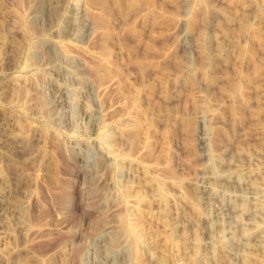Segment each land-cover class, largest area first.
Segmentation results:
<instances>
[{"label":"rangeland","instance_id":"1","mask_svg":"<svg viewBox=\"0 0 264 264\" xmlns=\"http://www.w3.org/2000/svg\"><path fill=\"white\" fill-rule=\"evenodd\" d=\"M43 1L0 0V113L21 137L18 151L9 145L11 197L32 181L41 204L40 250L15 264H72L80 241L96 251L90 262L109 251L115 264H264L244 218L264 201V0ZM54 78L70 94L63 105ZM238 160L256 200L231 180ZM63 183L61 209L48 192ZM211 189L232 211L233 254L204 244ZM21 223H32L27 210Z\"/></svg>","mask_w":264,"mask_h":264},{"label":"bare ground","instance_id":"2","mask_svg":"<svg viewBox=\"0 0 264 264\" xmlns=\"http://www.w3.org/2000/svg\"><path fill=\"white\" fill-rule=\"evenodd\" d=\"M43 1V0H42ZM41 2V0H40ZM44 3V1H43ZM52 3V2H51ZM39 4V3H38ZM52 5V4H51ZM50 5V6H51ZM47 7V6H46ZM30 8H28L29 10ZM40 8L39 5L37 6L35 11H39ZM27 10V11H28ZM52 10V9H51ZM50 11V10H49ZM46 12V21L49 22L51 20L50 18V12ZM29 14L34 15V8H31L28 12ZM28 15V14H27ZM26 15V16H27ZM38 15V14H37ZM53 15V14H51ZM32 17V16H28ZM33 18V17H32ZM45 18V17H44ZM51 22V21H50ZM48 25V24H47ZM87 27V26H86ZM74 28V27H73ZM72 32V31H71ZM78 33V32H77ZM76 33V34H77ZM71 34V33H70ZM53 41V40H52ZM50 42V40H49ZM8 44V43H7ZM49 45V44H47ZM8 46L12 47V45L8 44ZM7 46V47H8ZM14 49V48H13ZM5 50V49H4ZM46 50V49H45ZM11 51V50H10ZM32 51V49H31ZM51 51V50H50ZM33 54V53H32ZM30 55V54H29ZM28 56V55H27ZM33 56V55H32ZM30 58V56H28ZM3 58V57H2ZM51 58V57H50ZM1 59V57H0ZM10 59V57H9ZM58 59V58H57ZM4 58L0 60V64L4 63ZM26 60V59H25ZM34 60V59H33ZM53 60V59H52ZM6 61V60H5ZM47 61V60H46ZM56 61V60H55ZM51 62V61H50ZM32 63V62H31ZM5 64V63H4ZM53 64V63H52ZM26 65H29L28 63ZM33 65V64H32ZM67 65V64H66ZM3 66V65H2ZM56 66V64L54 65ZM33 67V66H32ZM50 67V66H49ZM69 67V66H68ZM67 67V68H68ZM2 68V67H1ZM59 68V66H58ZM56 69V67H55ZM60 69V68H59ZM65 69V68H64ZM69 70V69H68ZM67 72H70L67 71ZM73 72V71H71ZM6 73V72H5ZM64 75V76H63ZM59 76L62 78L65 77V74L62 72H59ZM4 77V76H1ZM54 77V76H53ZM61 78V79H62ZM67 78V77H66ZM20 80V79H19ZM22 80V79H21ZM33 80V79H32ZM63 80V79H62ZM6 81V80H5ZM49 81V80H48ZM58 79H50V86L49 90L52 96V101L54 104H60L63 105L67 102V87L64 84H58ZM17 82V81H16ZM20 82V81H19ZM3 83V82H2ZM24 83V81L22 82ZM48 83V82H47ZM64 83V82H63ZM5 84V83H4ZM48 85V84H47ZM46 85V86H47ZM25 86V84H24ZM40 86V85H39ZM18 87V85H17ZM22 88V85H21ZM26 88V87H25ZM41 88V87H40ZM43 88V87H42ZM28 89V88H27ZM42 90V89H41ZM69 90V89H68ZM21 92V91H20ZM23 95L26 96L27 90L22 89ZM47 92V90H46ZM49 92V91H48ZM47 92V93H48ZM49 94V93H48ZM18 93V97H19ZM28 95V94H27ZM70 95V94H69ZM68 95V96H69ZM20 98V97H19ZM26 98V97H23ZM70 98V97H69ZM68 98V99H69ZM18 101V100H17ZM48 101V100H47ZM71 101V100H70ZM48 104V103H45ZM61 107V106H60ZM69 108V107H68ZM1 109V108H0ZM51 109V108H50ZM58 110V109H57ZM59 111V110H58ZM65 111V110H64ZM61 112V110H60ZM54 113V112H53ZM52 113V114H53ZM66 113V111H65ZM50 114V115H52ZM57 114V113H56ZM89 114V113H88ZM46 116V113H45ZM49 116V115H48ZM55 116V115H54ZM57 116V115H56ZM52 117V116H51ZM59 117V116H57ZM66 117V116H65ZM45 118V117H44ZM67 118V117H66ZM65 118V119H66ZM69 118V117H68ZM68 118L66 120H68ZM14 119V118H13ZM13 119L10 118V116H7L4 113H0V264H15L17 259L19 260L21 257L25 258L26 263L29 261L26 258V255L40 250V244H42L41 239L39 237V229L34 228V222H36V219L38 215V209H39V204H40V199L39 196H37L34 193V190L32 187L28 184L23 188L22 190V195L19 200H14L11 197V180L8 176V167L7 165L9 164V159H10V151H9V145H15L17 147L18 151V142L19 138H21L18 134L14 132V123ZM60 119V117H59ZM62 119V118H61ZM64 119V118H63ZM65 120V121H66ZM88 120V119H87ZM201 120H204V118ZM63 122V121H62ZM70 122V121H69ZM88 122V121H87ZM72 123V122H71ZM94 123V122H93ZM69 125V124H68ZM92 125V124H91ZM60 126V125H59ZM208 129V128H207ZM208 133V132H207ZM203 134V133H202ZM200 140L202 143H205L206 137L203 134L201 135ZM209 141V140H208ZM211 142V141H210ZM60 147V146H59ZM53 148V147H52ZM57 149V148H56ZM61 149V148H60ZM207 148H205L206 151ZM12 151V150H11ZM63 151V150H62ZM210 152V151H209ZM204 153V152H203ZM63 154V153H62ZM33 156V155H32ZM206 159L209 161L210 165L214 169V171L219 168L217 165V160L214 157L212 153H206ZM29 160V159H28ZM34 160V159H33ZM30 162V161H29ZM31 163V162H30ZM231 165V164H230ZM229 168L230 175L232 174L234 186L241 191L242 194H240L242 199L246 198L248 199V195L252 197V201L255 199L254 197L257 196L256 193L254 192V189L250 188L249 186H244L243 183V175L247 171V166L244 164L242 161H237L233 166H227ZM226 168V169H227ZM223 169V168H221ZM247 169V170H246ZM205 170V169H204ZM212 170V169H211ZM213 171V172H214ZM203 172V171H202ZM222 172V171H221ZM227 172V170H226ZM204 173V172H203ZM227 174V173H226ZM27 175V174H26ZM234 175V176H233ZM215 176L219 178L217 173H215ZM15 177V176H14ZM211 177V176H210ZM230 177V176H229ZM206 178V177H205ZM27 179V178H26ZM202 179V178H201ZM213 179V178H212ZM209 180V179H208ZM38 181V180H37ZM69 181V180H68ZM213 182V181H212ZM219 183V182H218ZM245 183V182H244ZM209 183L206 185V190L209 189ZM214 184V183H213ZM246 184V183H245ZM203 185V184H202ZM215 185V184H214ZM228 185V184H227ZM247 185V184H246ZM34 186V185H33ZM205 186V185H204ZM212 186V184H211ZM231 186V185H230ZM49 187V186H48ZM55 187V186H53ZM52 187V188H53ZM67 187V186H65ZM64 183L60 185L59 187L53 189L52 191H49V195H51L53 206L58 205V207L63 206L61 209L64 208L65 204L68 202V194L64 191L65 190ZM70 188V187H69ZM200 188V187H199ZM211 188V187H210ZM229 188V185H228ZM49 190V189H47ZM46 190V191H47ZM205 190V188H203ZM216 190V189H215ZM227 191V190H226ZM229 192V191H228ZM47 193V194H48ZM239 193V192H238ZM207 194V193H206ZM237 194V193H236ZM239 195V194H238ZM235 196V195H234ZM219 198V195L217 193H214L212 189L208 192L206 198L208 200L207 205L209 206V209L207 211H203V213L200 215V222L201 225L203 226V231L205 234V239H204V244L206 245H219L220 251L226 254H233L235 252V247H233L234 244V239L232 240L227 236V233L229 231V228L233 221V215H231V212H223L224 210L221 207L218 202H216V198ZM18 198V197H17ZM45 198V197H44ZM43 198V199H44ZM47 198V197H46ZM45 198V199H46ZM222 198V197H221ZM224 198V197H223ZM258 198V197H257ZM16 199V198H15ZM232 199V198H231ZM71 200V199H70ZM256 200V199H255ZM42 201V200H41ZM48 201V200H47ZM244 201V200H242ZM249 201V200H248ZM50 202L49 204H51ZM229 202V201H228ZM46 204V203H45ZM44 204V205H45ZM206 204V203H205ZM218 204V205H217ZM232 204V203H231ZM248 203V210H244V215H245V221L248 222L249 224L252 225L251 229L256 233L255 237L251 240L250 238V243L252 247H255L257 249H260L264 247V235L263 233V227H264V201H253L251 203L252 205H249ZM41 205V204H40ZM52 205V204H51ZM49 206V205H48ZM43 207V206H42ZM66 207V206H65ZM234 207V206H233ZM208 208V207H207ZM206 208V209H207ZM230 208V207H229ZM228 208V209H229ZM245 208V207H244ZM243 208V209H244ZM41 209V208H40ZM39 209V210H40ZM204 209V210H206ZM246 209V208H245ZM24 210L28 211V216L30 217L31 223L30 225H24L21 223V217L22 214L24 213ZM227 209H225L226 211ZM40 218V217H39ZM235 219V218H234ZM100 221V220H99ZM98 222V220H97ZM37 223V222H36ZM36 225V224H35ZM100 227V226H99ZM97 227H93V232L92 235L94 236V240L99 241V239H102L104 236L103 232L105 229L104 227L101 230H96ZM107 229V227H106ZM91 233V232H90ZM246 233V231H245ZM244 233V234H245ZM41 234V233H40ZM90 235V234H89ZM91 235V236H92ZM233 238V236H231ZM61 239V238H60ZM89 239V238H88ZM86 240V239H85ZM91 240V239H90ZM103 240V239H102ZM106 240V239H105ZM236 240V239H235ZM52 241V240H51ZM55 241V240H54ZM77 241V240H76ZM92 241V240H91ZM43 242H45L43 240ZM82 242V241H80ZM80 242H74V246L71 248L70 252V260L72 264H115L116 261V253L115 252H109L105 255L104 259H100L93 262V260L90 262L88 259V254L87 253H96V251L92 252L90 249L87 250V247H85V243L82 244ZM236 242V241H235ZM87 243V241H86ZM48 244V243H47ZM90 244V243H88ZM92 244V243H91ZM96 244V243H95ZM237 244V243H236ZM93 245V244H92ZM98 245V244H97ZM50 246V245H49ZM46 247V246H45ZM48 247V246H47ZM94 248V247H93ZM111 249V247H108ZM113 248V247H112ZM53 249V248H52ZM99 249V248H98ZM102 249V248H101ZM109 249V250H110ZM94 250V249H93ZM97 250V249H96ZM150 250V249H149ZM102 251V250H101ZM107 251V250H106ZM105 251V252H106ZM114 251V250H112ZM126 252V250H124ZM43 252V251H42ZM124 252V253H125ZM37 253V252H36ZM41 253V252H40ZM44 253V252H43ZM46 253V252H45ZM85 254V255H84ZM98 254V253H97ZM118 254V253H117ZM99 256V255H98ZM102 256V255H101ZM93 257V255H92ZM100 257V256H99ZM69 258V257H68ZM97 258V257H96ZM126 259V257H125ZM28 260V261H27ZM121 260V259H120ZM123 261V260H122ZM19 262V261H18ZM17 262V263H18ZM23 260L19 263H22ZM51 262V261H50ZM93 262V263H92ZM129 264V261H127ZM151 264H165L164 261L161 260H151ZM29 263V262H28ZM118 263V261H117ZM132 263V262H131ZM120 264H126V263H120Z\"/></svg>","mask_w":264,"mask_h":264}]
</instances>
